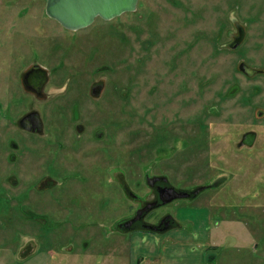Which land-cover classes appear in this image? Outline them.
I'll return each mask as SVG.
<instances>
[{"label":"rangeland","instance_id":"obj_1","mask_svg":"<svg viewBox=\"0 0 264 264\" xmlns=\"http://www.w3.org/2000/svg\"><path fill=\"white\" fill-rule=\"evenodd\" d=\"M46 7L0 0V264H264V0H139L76 31ZM93 87L78 138L60 105ZM33 109L40 136L18 124ZM48 162L83 181L46 189ZM160 176L218 185L146 218L167 234L123 231Z\"/></svg>","mask_w":264,"mask_h":264},{"label":"flooded vegetation","instance_id":"obj_2","mask_svg":"<svg viewBox=\"0 0 264 264\" xmlns=\"http://www.w3.org/2000/svg\"><path fill=\"white\" fill-rule=\"evenodd\" d=\"M24 81L26 82V84H29V86H31L30 88L27 85L30 89H32L38 96L41 97L43 95V90L48 83V77H47V74L41 69H39V66L36 65L34 66V68H32L30 71L27 72V74L24 77ZM64 91L65 89L62 92ZM67 94H70V92H67L65 95ZM75 94H76V98H75L76 100L74 103H69L68 105L67 104L60 105V108H64V109L70 108L71 120H72L70 126H69L68 121L67 122L62 121V126L58 127L59 128L58 133L60 134V137L65 136V131H64V126H63L65 123H67L66 126L73 128L74 131H76V129H79V132L76 133L78 135V138H80L81 133H83V128L77 121L80 118H82L81 111L83 108L87 107L86 101L94 97L95 90H94V87L91 89H85L84 94H83L82 89L79 88L75 90ZM60 108L57 106L56 109L64 110ZM95 115L96 114H93L94 119H95ZM25 118H27L26 125L21 123L22 120H24ZM94 119L92 118L91 120H84L83 123H86L92 126L94 124ZM18 124L22 131L30 135L40 136L42 135V133L47 132V128H48L47 122L43 119L42 115L35 109L31 110L26 115H24L19 120ZM103 132L104 131H102V134ZM95 135H98V137L101 136L98 129L97 131H95ZM57 146L59 147V149L65 148L63 143H61L60 141L58 142ZM64 168H66V166H64L60 170L55 171L54 163L48 162V165L46 168L47 171L45 172V179H44L46 189L52 191V189L55 188L54 186L56 185L57 182H59L58 177L55 178L57 175H62L60 177L62 180L61 182L64 183L65 186L70 184L73 179H76L79 182L83 181V178L80 174L81 169L74 167L70 171H68L69 169L65 170ZM56 172H61V173H56ZM148 184L150 188L153 190V198L150 201H145L143 205H141V208L137 210L136 214L127 220L128 221L127 224L129 226L125 224L124 227L126 228L123 229V231L130 232L135 229H144L146 232L152 233V234H167L170 231L178 227V222L173 216L165 215L152 224L148 223L146 221V218L149 215H151V213H153L155 210L164 207V205L171 204L179 199H197L203 193L207 191L215 190L214 187L218 185V183L207 185L205 189H203L202 191L198 193H195L197 189H194V188L188 191H184V190L171 186L169 184V181L167 182L166 180H163L162 176L150 178L148 181ZM123 189L125 191V188ZM171 189H174L178 192H187L190 194V196L186 198H174L173 199L175 194L172 193V191H170ZM170 197H172V199H170ZM109 203H111V201H108V204ZM132 218L134 219L137 218V220L132 222L133 220L130 221ZM237 219L238 218H234L235 221H238Z\"/></svg>","mask_w":264,"mask_h":264},{"label":"water","instance_id":"obj_3","mask_svg":"<svg viewBox=\"0 0 264 264\" xmlns=\"http://www.w3.org/2000/svg\"><path fill=\"white\" fill-rule=\"evenodd\" d=\"M138 2L139 0H47L46 13L65 29L76 31L88 27L97 17L111 20L126 12H134ZM26 120L27 118L21 123L26 125ZM202 190L203 188H200L195 193ZM170 191L175 194L173 199L190 196L187 192H178L174 189ZM135 220L137 218L132 222Z\"/></svg>","mask_w":264,"mask_h":264}]
</instances>
